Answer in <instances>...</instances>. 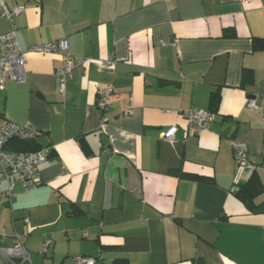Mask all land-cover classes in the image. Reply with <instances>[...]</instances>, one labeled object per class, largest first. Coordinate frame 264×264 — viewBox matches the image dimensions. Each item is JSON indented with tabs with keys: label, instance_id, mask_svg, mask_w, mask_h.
Returning a JSON list of instances; mask_svg holds the SVG:
<instances>
[{
	"label": "crops",
	"instance_id": "obj_1",
	"mask_svg": "<svg viewBox=\"0 0 264 264\" xmlns=\"http://www.w3.org/2000/svg\"><path fill=\"white\" fill-rule=\"evenodd\" d=\"M3 2L23 7L7 19L0 5V34L16 28L26 78L0 89V124L30 123L50 153L31 191L18 185L9 199L0 184V248L20 233L33 264L79 254L95 264H264V213L232 191L255 171V201L264 199V50L252 47L264 39V0ZM62 37L84 62L61 92L62 57L29 48ZM217 90L214 120L187 128L182 111L209 109ZM234 142L246 144L245 163Z\"/></svg>",
	"mask_w": 264,
	"mask_h": 264
},
{
	"label": "built area",
	"instance_id": "obj_2",
	"mask_svg": "<svg viewBox=\"0 0 264 264\" xmlns=\"http://www.w3.org/2000/svg\"><path fill=\"white\" fill-rule=\"evenodd\" d=\"M4 16L10 19L19 14L23 7L16 5L7 8L0 0ZM69 40L62 37L48 43L32 45L29 50L37 53H57L62 57V64L56 69L58 77V89L63 91L67 78L75 66L84 62L82 57H72L69 54ZM26 78L25 52L22 50L16 28L0 34V89L9 81L22 83ZM113 92V87L102 88L98 93L96 106L99 110L105 111L110 106L109 96ZM246 107L253 110L256 108L254 100L248 99ZM186 127L192 129L206 128L215 118V113L211 109L194 108L182 111ZM261 126L264 129V115L261 118ZM175 127L170 128L165 136L172 137ZM40 134L39 129L30 123H17L5 121L0 124V184H5V194L9 199L16 195V188L19 185L23 192H29L36 187L39 176V168L47 160L50 147L39 146L35 150H15L9 146L12 140L35 141ZM246 144L234 142L232 145L234 158L238 163L246 162ZM25 222L29 219L25 218ZM5 236L6 233H1ZM15 245L9 248H0V254L6 264H33L30 254L22 243V234L15 233ZM51 244L49 237L43 238L40 253L45 254ZM96 259L89 255L74 256L73 264H95Z\"/></svg>",
	"mask_w": 264,
	"mask_h": 264
},
{
	"label": "trees",
	"instance_id": "obj_3",
	"mask_svg": "<svg viewBox=\"0 0 264 264\" xmlns=\"http://www.w3.org/2000/svg\"><path fill=\"white\" fill-rule=\"evenodd\" d=\"M253 50H264V39L253 37L252 39ZM219 92L214 91L210 95V108L215 111L219 102ZM9 146L15 150H35L39 146L33 141H22V140H12ZM173 173L179 174L184 177L198 178L203 181L211 182L210 176L195 175L192 173H182L174 171ZM233 194L236 198L242 201L248 210L252 213H264V199L260 202H256L255 198L263 193V186L257 172L253 171L246 182L239 184L233 190ZM72 215L80 214V210L76 207L71 211ZM113 264H128L126 259H117Z\"/></svg>",
	"mask_w": 264,
	"mask_h": 264
}]
</instances>
